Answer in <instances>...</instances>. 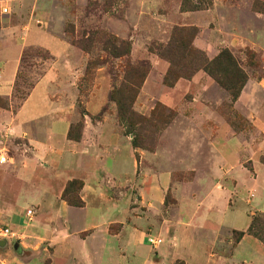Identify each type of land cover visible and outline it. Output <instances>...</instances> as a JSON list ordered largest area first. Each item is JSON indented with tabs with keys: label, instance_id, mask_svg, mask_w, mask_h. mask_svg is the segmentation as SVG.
Returning <instances> with one entry per match:
<instances>
[{
	"label": "crops",
	"instance_id": "obj_1",
	"mask_svg": "<svg viewBox=\"0 0 264 264\" xmlns=\"http://www.w3.org/2000/svg\"><path fill=\"white\" fill-rule=\"evenodd\" d=\"M149 1L150 11L160 14L154 29L169 28L176 21L195 27L192 45L209 59L228 49L242 64L243 51L250 49L261 59L264 72V12L255 9L264 0H210L207 8L192 11H181L174 2L170 10L163 0ZM58 3L0 0V13L7 8V15L12 12L16 18L0 30V96L11 97L24 50L39 47L52 57L16 111L0 107V137L22 139L29 150L17 154L14 164L8 163L11 157L6 154L7 161L0 164V223L23 233L21 244L26 249L22 258L13 251H0V263L264 264V242L248 233L233 239V232L247 231L253 214H264V77L249 72L234 101L202 70L165 87L169 64L148 50L154 38L147 32L120 36V21L114 19L112 33L132 40L129 56L150 64L135 110L148 114L159 102L176 117L162 133L156 151L137 152L112 131L110 117L92 121L106 106L110 90L109 75L100 68L85 103L80 141H71L67 138L71 123L58 115L61 108L51 93L62 74L78 73L71 56L82 55L59 29L50 28L51 20L63 19L57 17ZM171 11L174 20L168 18ZM236 115L250 123L252 132L238 126ZM44 119L49 121L45 127L31 128ZM73 179L82 181V207L67 205L61 198L65 184ZM108 179L119 191L117 197H107ZM170 189L178 195L174 206L166 208L164 197ZM44 200L54 208L48 216H22L26 206ZM119 200H140L146 214L160 217L163 241L153 237L160 239L156 261L143 243V232L136 229V215L122 209ZM112 222L120 229L109 235ZM7 237L0 239L17 241ZM33 238L48 239L50 246L27 260L25 254L36 248Z\"/></svg>",
	"mask_w": 264,
	"mask_h": 264
},
{
	"label": "rangeland",
	"instance_id": "obj_2",
	"mask_svg": "<svg viewBox=\"0 0 264 264\" xmlns=\"http://www.w3.org/2000/svg\"><path fill=\"white\" fill-rule=\"evenodd\" d=\"M173 2L176 5L180 6L181 11L182 9L188 11L191 9L192 10L204 9L207 8V6L210 4V0H163L164 5L167 6L170 10L172 8ZM150 5L151 3L149 0H87V2L85 3L83 2L82 5L78 4L75 0H60V3H58L57 17L63 19L61 21H57L55 19L51 20L50 28H53L55 30L59 29L58 32L60 33V35L63 36L67 41H70L69 39H71V35L65 32L66 29L74 30L73 32L74 39L79 38L80 34H82L83 32H88L90 34L98 33L96 35L97 38H100L105 33L116 37L118 40H123L128 42L130 44V50H131L132 40L122 39L119 36H117L116 33H112L111 23L115 19L117 21H120V29L117 30L120 36L128 35L129 37L134 33L141 34L145 32L150 34L154 39L153 41H151V43L147 45V47L150 52L156 55L159 49L161 50L164 47H166L167 42H169L171 34L174 30L176 29L179 30L182 28L184 29L195 28V27L182 26L180 24H177L180 22L176 21L174 22L175 23L174 25L170 24L171 26L169 28L164 27L162 29H157V30L154 29L153 25H154L155 17H158V15L160 14H155L154 12L150 11ZM255 9L264 12V3L257 2V4L255 5ZM9 15L10 18L8 19ZM9 15H7V13H3V14L0 13V30L2 26L7 25L8 21L11 20V22L13 23L16 22L15 20L16 18L15 16H13L14 13L11 12ZM173 15H174L173 11L168 12V18H170V20H174ZM58 22L61 23L59 24ZM188 33H189L188 31L184 33L177 32V37L179 38V40L182 41V45L179 51H173L169 55V57L173 60V65L169 64V62L166 59L160 58L157 55L161 60L166 61L169 64L170 68L168 69L173 71V73L175 74L190 75L193 72V69L195 68L194 65L198 64L199 57H197V55L194 54L193 52H188L185 49V46L190 44L193 51L196 50L204 53L202 50H199L192 45V41L194 38L192 36V33L189 34ZM73 46L79 49L82 55L81 59H79L78 55L75 54L71 56L73 62L75 63V69L79 71L77 74H73V75L62 74L59 77V82L52 87L51 94H52V99L55 100L57 102L58 107L61 108L60 111L58 112V115L62 117H66L70 121L71 123L70 125H72L73 127L74 130L73 134L75 139L71 141L78 142L80 141L84 126V119L86 118L85 103L94 91V86L96 81V71L102 68L103 72L109 75V84H110V90L108 93V97H109V94L112 91L113 87H118V85H120L121 75L127 63H130L133 66L144 64V70L145 69L148 70L147 75L150 72V64L149 61L147 60L132 59L129 56L130 53L128 57H122L120 59H110L108 54L100 51L99 48L92 47V49H90L91 52L89 54H86L79 47L75 45ZM123 49L129 50L128 47H124ZM24 51L26 52V55L24 57L23 68H22V80L19 82L18 88L16 90L13 85V90L10 98H5L0 96V107L2 108L10 107L13 111H16V109L23 102V99L30 92L31 87L35 84L39 74L43 73L44 70L47 68V66L52 63V59L50 58V56L48 58V55L45 54V50L42 48L29 47ZM243 53H244L243 56L246 59V61L243 62L242 64L239 62V64L242 70L244 71V73L246 74L247 78L249 72L253 77L256 78L264 77V72L260 71L262 66L261 59L258 58L254 53V51L250 49L244 50ZM97 56H99V59L102 58L105 59L109 57V60L105 65L94 66L93 69H91L88 78L85 79L84 75L86 73V69L88 68V60H90V58L91 59L97 58ZM115 75H118L119 77ZM146 76L143 79V81H141V79L138 80V82H140L141 84L140 85L141 87L144 83V80L146 79ZM188 79H190V77ZM62 85H64L63 89L61 88ZM164 86L168 87L166 85ZM135 102H136V98H135ZM134 104H133L134 111L139 116L143 117V119L134 122L133 125L129 128L119 123L115 113L116 105L113 101H109V99L106 106L104 107L105 113L101 115V118L99 120L103 121L104 118L110 117L111 118L110 127L112 128V131L124 136V138L130 142L132 148L136 149L137 152H144V151H148L150 153L154 152L160 146L161 143L160 139L162 133L164 132V130L168 128L172 120L175 119L176 113L174 110L162 105L159 102H156L154 108L148 114H142L135 110ZM158 106H162L165 107L166 109L171 110L172 116L170 118H166L167 112H164V114H159V115L157 114V116L151 117L152 112L153 113L157 112L156 109L159 108ZM92 121L95 124L96 121H98L97 116H94L92 118ZM48 122L49 121L46 119L41 120L40 122L36 123V125L35 124L31 125V128L36 130L37 125H39L40 128H43L47 125ZM235 122H238L237 123L238 126H240L246 133L252 132V127L250 123L246 122L245 120H242L241 118L238 119L237 116ZM24 143L25 142L22 139L2 136L0 137V154H8L11 157L8 163L14 164L15 157L17 154L20 153L26 154L27 152H29V150L24 145ZM134 143L139 147L134 148L133 147ZM146 167L147 165L143 161L142 167H140V169L144 171ZM76 180L82 183L80 179H76ZM80 183L75 184L73 187L69 189L68 198L70 200L68 201L63 200L64 202H66L67 205L73 207L84 206V202L82 200L81 201L83 202V204L79 206L80 204L78 197L80 198V190L82 188L79 185ZM106 183L111 184L110 185L111 189L109 193H107V197L109 196L117 197L119 191L112 184V181L108 179ZM177 195L178 193L177 190L175 189H170L166 192L164 197L165 200L164 204L166 205V208L174 206ZM110 201L113 202L114 204L118 203V200H110ZM119 202H120L119 205L122 209H125V211L130 210V212H133L136 215L137 217L136 229L138 231L143 232L144 239L146 238V241H143V243L151 248L152 259L153 261H156V259L159 256L158 248L156 247L159 245L160 242L159 238L162 239V237L159 235L160 217L158 215L154 216V215L146 214L145 212L146 206L144 204H141L140 200H119ZM74 204L78 206H75ZM29 209L33 211L32 217L38 218V216L39 217L48 216L50 212L53 211L54 208L50 209L49 200H44L42 203H31L30 205L26 206V208L24 209L22 213L23 217H25L26 212ZM253 216H256L255 228L256 229L263 228L264 214L255 213L251 216V219ZM126 221L129 222L128 218ZM119 225H120L119 223L112 222L108 226V234L109 235L116 234L118 232V229H120ZM3 226H7L12 229V232L8 235V237H11L12 239L16 238L17 241L15 240V241L6 242L4 239H0V251H10V252L13 251L15 252L13 254H16L18 257L23 256L22 251L23 250L26 251L25 247L21 244V242L24 240L23 233L13 228V226L10 224L0 223V229H2ZM25 237L27 238V236ZM153 237H159L157 238L159 241L156 239L157 241L156 245H152L148 241V238H153ZM233 239L234 242L237 241L236 240L237 235L234 232H233ZM48 242H49L48 239L33 238L32 244H34L36 248L35 249L30 248L31 253L25 254V256H28L27 260H29L30 256L33 257L32 255L38 253L39 251L48 250L50 246ZM40 246H42L43 248L41 249ZM33 259H31L29 262H33ZM40 261L42 260L40 259ZM170 264H178V263L173 262Z\"/></svg>",
	"mask_w": 264,
	"mask_h": 264
},
{
	"label": "trees",
	"instance_id": "obj_3",
	"mask_svg": "<svg viewBox=\"0 0 264 264\" xmlns=\"http://www.w3.org/2000/svg\"><path fill=\"white\" fill-rule=\"evenodd\" d=\"M182 11H188V10L182 9ZM187 31L189 33H192L193 38L197 33L196 28H190V29L182 28L179 30L177 29L174 30L171 34L169 42H167L166 47H164L161 50L159 49L157 55L160 58L166 59L169 62V64L173 65V60L169 57V55L173 51H179L182 45V41L179 40V38L177 37V32L184 33ZM65 32L71 35V39H69L70 40L69 42L72 45L79 47L86 54H89L91 52L90 49H92V47L99 48L100 51L107 53L110 59H120L122 57H128L130 53V44L126 41L118 40L116 37L112 35H108L104 33L100 38H97L96 35L98 33L90 34L88 32H83L82 34H80L79 38L74 39L73 29L71 30L66 29ZM124 47H128L129 50L123 49ZM185 49L188 52H193L194 54L197 55V57H199L198 64L194 65L195 68L193 69V72L190 75L175 74L173 73V71L168 69L163 77L164 85L168 87H173L176 81H178L179 79L181 78L188 79L189 77L191 78V76L195 72L202 70L205 73H207L210 77H212L221 88L226 90L233 101L237 99V97L241 92L242 87L246 83L247 76L242 70L239 64V60L233 55V53L230 50L222 49L214 58L209 59L205 53L196 50L193 51L190 44L185 46ZM45 54L48 55L49 58L50 55L48 54L47 51H45ZM25 55L26 52L24 51L21 57L20 66L14 82L15 90L18 88L19 82L22 80V68H23ZM109 57L105 59L103 58L99 59V56H97V58L94 59L90 58V60H88V68L86 69V73L84 75L85 79L88 78L90 71L91 69H93L94 66L105 65L108 62ZM50 58L52 59L51 56ZM147 72L148 70L146 69L144 70V64L133 66L132 64L127 63L121 75L120 85H118V87H113L112 91L109 94L108 97L109 101H113L116 105L115 113L119 123L123 124L127 128L131 127L134 122L143 119V117L139 116L134 111L133 104L135 102V98L138 94V91L141 87L140 86L141 84L140 82H138V80L141 79V81H143V79L147 75ZM42 74L43 73L39 74L38 78L36 79V82L42 76ZM115 76L119 77L118 75ZM158 107L159 108L156 109L157 112L154 113L152 112L151 117H155L157 116V114L158 115L164 114V112H167L166 118H170L172 116L171 110L166 109L165 107L162 106H158ZM103 113H105V109H103L102 112L97 115L98 120L101 118V115ZM73 132H74L73 127L72 125H70L67 134L68 139L70 140L75 139ZM133 147L137 148L139 146H137L134 143ZM78 183L80 182L76 179L68 181L64 190L61 193V198L66 201L70 200L68 198L69 189ZM79 185L82 187V183H80ZM78 200L80 204L79 206H81L83 202L79 197ZM74 205L78 206L76 204ZM255 222H256V216H253L250 222V226L248 227L246 232H234L237 235L236 240L238 241L245 233H248L258 238L262 242H264V227L256 229Z\"/></svg>",
	"mask_w": 264,
	"mask_h": 264
},
{
	"label": "built area",
	"instance_id": "obj_4",
	"mask_svg": "<svg viewBox=\"0 0 264 264\" xmlns=\"http://www.w3.org/2000/svg\"><path fill=\"white\" fill-rule=\"evenodd\" d=\"M1 12L2 13H7V8H1ZM6 161H7L6 154H0V164H4ZM26 215L30 219L32 217V215H33V211L31 209H29L26 212ZM10 233H11V231L8 228L0 229V237H7ZM148 241L152 245H156L157 244V241L154 238H148Z\"/></svg>",
	"mask_w": 264,
	"mask_h": 264
}]
</instances>
